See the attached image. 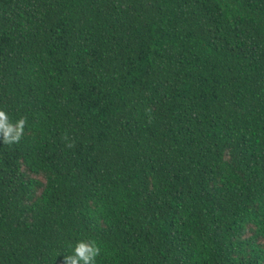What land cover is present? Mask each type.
Wrapping results in <instances>:
<instances>
[{"label":"trees","instance_id":"obj_1","mask_svg":"<svg viewBox=\"0 0 264 264\" xmlns=\"http://www.w3.org/2000/svg\"><path fill=\"white\" fill-rule=\"evenodd\" d=\"M0 264H264V0H0Z\"/></svg>","mask_w":264,"mask_h":264},{"label":"clouds","instance_id":"obj_2","mask_svg":"<svg viewBox=\"0 0 264 264\" xmlns=\"http://www.w3.org/2000/svg\"><path fill=\"white\" fill-rule=\"evenodd\" d=\"M26 121L21 118L15 124L10 122L8 115L0 111V137L5 144L19 142L22 138ZM100 254V248L95 244L89 246L83 242H78L73 254L66 257V264H96V258Z\"/></svg>","mask_w":264,"mask_h":264}]
</instances>
